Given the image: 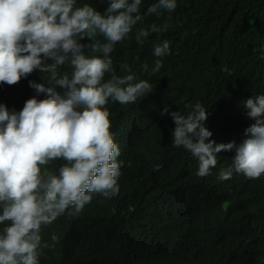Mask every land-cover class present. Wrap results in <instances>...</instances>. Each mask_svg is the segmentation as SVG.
Returning <instances> with one entry per match:
<instances>
[{
  "label": "trees",
  "instance_id": "trees-1",
  "mask_svg": "<svg viewBox=\"0 0 264 264\" xmlns=\"http://www.w3.org/2000/svg\"><path fill=\"white\" fill-rule=\"evenodd\" d=\"M155 2L142 0L143 24L110 54L117 75L130 71L153 89L134 104L107 105L122 162L119 193L96 195L79 215L44 226L42 242L51 247L41 250L39 264H264V175L219 179L234 155L222 151L212 174L198 176V160L173 145L174 122L161 115L165 106L187 114L200 102L208 112L209 139L243 141L254 123L243 102L264 94V0H177L173 13L147 14ZM84 3L101 12L106 7L100 0H77V6ZM165 23L167 31L136 41L138 28ZM163 40L170 54L151 74L153 45ZM145 63L148 71L141 68ZM48 75L37 70L13 86L0 84V103L21 110L37 95L29 81L48 84ZM61 163L50 167L55 171Z\"/></svg>",
  "mask_w": 264,
  "mask_h": 264
},
{
  "label": "clouds",
  "instance_id": "clouds-1",
  "mask_svg": "<svg viewBox=\"0 0 264 264\" xmlns=\"http://www.w3.org/2000/svg\"><path fill=\"white\" fill-rule=\"evenodd\" d=\"M100 2L106 3L103 12L88 3L77 6V0H0V84L13 86L37 70L49 74L50 81L30 80L37 95L19 111L0 103V264H39L41 250L51 247L42 242L44 226L65 214L79 215L96 195L110 199L119 193L122 162L107 105L110 100L134 104L153 89L130 71L117 75L110 55L143 24L142 0ZM176 9L177 0H156L147 14ZM168 28L167 23L141 27L135 39L142 44L150 32ZM153 49L151 74L162 67L160 58L170 54L169 41L154 43ZM141 68L148 71L149 66ZM40 94L45 98L39 99ZM243 103L254 123L240 143L209 139L208 112L200 102L187 114L168 106L161 111L174 122L173 145L198 160V176L212 174L222 151L234 155L219 179L233 173L249 179L264 175V94ZM55 161L63 163L54 171L50 166ZM51 240L58 237L53 234Z\"/></svg>",
  "mask_w": 264,
  "mask_h": 264
}]
</instances>
